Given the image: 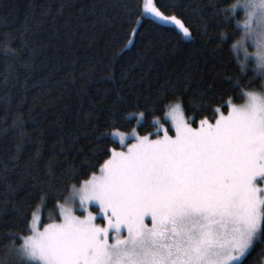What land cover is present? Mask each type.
<instances>
[{"label": "snow or ice", "instance_id": "snow-or-ice-1", "mask_svg": "<svg viewBox=\"0 0 264 264\" xmlns=\"http://www.w3.org/2000/svg\"><path fill=\"white\" fill-rule=\"evenodd\" d=\"M161 4H122L129 31L117 55L135 47L147 20L171 26L177 42L194 43L202 36L205 44L214 40L217 49L227 44L240 72L251 66L261 78L259 89L252 88L255 80L226 75L221 65L224 70L216 71L212 82H198L201 103L191 116L176 95L181 87L189 90L188 74L143 103L126 98L121 89H106L97 102L108 107L99 125L103 130L93 137L101 145L95 161L84 172L70 167L57 183L51 165L41 176L29 164L24 178L9 182V171L18 167L25 143L31 142L17 117L15 151L0 158V183L7 188L0 195V215L30 183L23 209L11 205L23 234H8L7 259L0 264H244L264 245V0H209L205 9L211 23L202 9L195 34L185 13H175L178 5L163 4L162 10ZM29 31L25 26L19 51L11 41L4 43V56L20 59ZM105 78L115 84L114 71ZM229 92L243 102L225 98ZM87 118L91 121L92 113ZM39 157L37 151L34 159Z\"/></svg>", "mask_w": 264, "mask_h": 264}, {"label": "trees", "instance_id": "trees-1", "mask_svg": "<svg viewBox=\"0 0 264 264\" xmlns=\"http://www.w3.org/2000/svg\"><path fill=\"white\" fill-rule=\"evenodd\" d=\"M126 2L129 0H0V158L7 159L15 151L18 136L13 124L17 117H22L31 134L18 167L9 166V182L13 185L25 177L26 164L32 165L33 174L41 176L51 165L53 183L70 167L78 172L87 170L101 146L93 137L103 130L99 125L108 104L97 102L106 89H121L126 98L139 97L143 103L170 90L188 74L189 90L185 92L181 87L176 93L183 98L186 116L199 111L195 107L201 103L196 95L198 82L202 78L212 82L213 74L224 70L221 65L226 75L255 80L252 88L259 89L261 78L251 67L242 74L227 44L217 49L214 40L205 44L202 36H197L194 43L177 42L171 26L160 27L147 20L139 29L135 47L117 55L129 31L122 8ZM167 3L178 5L175 13H185L195 34V28L201 26L198 13L209 0H162V10ZM203 15L209 20L206 9ZM25 26L30 31L24 55L20 59L4 56V43L11 41L12 48L21 49ZM109 70L114 71L115 84L105 78ZM227 96H233L235 103L243 102L234 92ZM92 103H96L95 109L90 107ZM157 115L162 116V112ZM37 151L38 161L34 159ZM29 183L10 201L9 211L0 215V260L7 259L5 246L11 241L8 234H23L24 225L11 205L23 209L21 201L26 199ZM6 190V185L0 183V195ZM244 264H264V245H258Z\"/></svg>", "mask_w": 264, "mask_h": 264}, {"label": "rangeland", "instance_id": "rangeland-1", "mask_svg": "<svg viewBox=\"0 0 264 264\" xmlns=\"http://www.w3.org/2000/svg\"><path fill=\"white\" fill-rule=\"evenodd\" d=\"M249 51L251 52V51H253V49L252 48H249ZM241 59H243V54L241 53ZM249 67H251V66H249ZM195 126V125H194ZM90 210L91 211H95V207L94 206H92V207H90ZM79 214V213H78ZM97 222H99V221H97Z\"/></svg>", "mask_w": 264, "mask_h": 264}]
</instances>
